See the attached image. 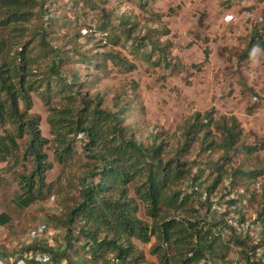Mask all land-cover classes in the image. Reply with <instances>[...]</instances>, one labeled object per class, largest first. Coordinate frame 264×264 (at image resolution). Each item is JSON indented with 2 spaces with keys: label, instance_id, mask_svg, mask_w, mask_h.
I'll return each mask as SVG.
<instances>
[{
  "label": "trees",
  "instance_id": "16d2710c",
  "mask_svg": "<svg viewBox=\"0 0 264 264\" xmlns=\"http://www.w3.org/2000/svg\"><path fill=\"white\" fill-rule=\"evenodd\" d=\"M52 1L0 0V190L4 174L10 173L19 184L17 208L48 199L56 185L48 182L53 168L47 154L50 145L59 166L77 175L65 187L70 193L63 187L57 190L53 214H47L50 224L38 227L44 230L37 235L53 227L64 232L66 244L63 251H55L34 242L9 258L0 254V264H217L227 256L223 246L240 249L249 264H264L250 262L263 244L252 246L240 235L247 209L224 212V203L217 199L227 178L230 190L246 189L250 203L258 206L255 224L262 226L264 235V197L252 191L264 178V167L258 168L264 143L247 146L239 120L217 119L212 110L179 125L181 136L174 145L159 135L149 146L139 142L127 122L132 110L144 108L139 85L133 82L130 93L119 94L114 110L104 107L105 98L93 92L111 72L109 64L128 71L135 65L119 52L84 49L75 39L58 47L50 39L53 19L44 16ZM127 1L147 13L158 0ZM73 3L75 8L100 11V22L89 29L106 45L149 63L164 62L175 74L184 70L171 56L169 43H159L150 31L134 34L137 21L119 18L116 24L96 0ZM257 51L264 53V23H257L240 58L253 62ZM72 64L93 72L80 80L77 70L69 69ZM33 95L48 108L51 140L42 135L40 116L32 113ZM219 152L223 155L214 162L211 156ZM236 157L257 165H237ZM18 167L22 170L16 171ZM9 222L6 213L0 214V228ZM139 244L150 246L153 260Z\"/></svg>",
  "mask_w": 264,
  "mask_h": 264
},
{
  "label": "rangeland",
  "instance_id": "374dc122",
  "mask_svg": "<svg viewBox=\"0 0 264 264\" xmlns=\"http://www.w3.org/2000/svg\"><path fill=\"white\" fill-rule=\"evenodd\" d=\"M96 1L100 9L106 8L109 11L116 24L119 23V18L137 21V30L134 32L136 36L150 31V35L159 40V43H169L171 56L184 68L180 74H175L165 68L164 62L149 63L140 57L134 58L128 50L120 47L113 49L106 45L100 34L90 30L100 22L98 10L90 7L82 9V5L75 8L73 0H53L51 8L44 12V16L50 15L53 19V34L51 33L50 39L58 47L75 39L84 49H93L98 53L119 52L121 57L135 65L134 71H128L124 67L109 64L111 72L104 76L93 92L100 93L105 98L104 107L114 110L118 95L130 93V84L133 82L139 85L144 108L136 107L127 119L139 142L149 146L153 143L154 136L159 135L169 138L174 145L181 136L178 132L179 125L196 113L212 110L217 119L233 116L239 120L244 131L243 143L247 146L264 143V53L257 51L253 62L240 58L247 49L257 23H264V0H158L147 13L137 3L127 0H106L105 3ZM227 15L234 16L230 23L226 22ZM69 20L71 24L68 25ZM77 33H81V36L75 37ZM158 59L159 57L155 60ZM76 60L77 58L73 61ZM69 69H76L80 80L86 79L93 72V69L85 70L81 64H72ZM33 102L32 113L41 118L42 135L51 140L48 108L36 95H33ZM252 106L256 108L250 114ZM47 154L53 167L48 172V182L56 185L44 202H37L24 210L17 208L15 195L19 184L14 175L4 174L0 190V214L6 213L10 222L0 228V254L8 258L34 242L45 244L55 251L65 249L64 232L52 227L50 232L39 236L37 228L50 224L47 214H53V197H56L57 190L62 187L70 193L65 187L77 173H70L59 166L50 145ZM222 155V152L212 154L211 159L217 162ZM259 157L261 165L258 168L263 169L264 149L259 152ZM235 161L237 165L245 164L249 169L252 168L250 166L257 165L252 161L245 162L243 157H236ZM17 170L21 171L22 167L16 168ZM229 187L230 178H227L217 192V199L224 204L235 200L234 207L247 209L248 214L244 216L245 229L240 235L243 239L248 237V243L252 246L263 244L251 256L250 262H264L262 226L255 224L258 206L250 203L251 193H246V189L230 190ZM252 191L261 199L264 197L263 177L252 186ZM223 194H227L225 199L222 198ZM140 217L145 219L142 210ZM216 218L218 221L220 216ZM229 236L227 233L225 242L229 241ZM139 246L146 251L148 259L153 260L150 246ZM221 249L227 256L225 260L216 261L217 264H249L235 246H223Z\"/></svg>",
  "mask_w": 264,
  "mask_h": 264
},
{
  "label": "built area",
  "instance_id": "2783aa9c",
  "mask_svg": "<svg viewBox=\"0 0 264 264\" xmlns=\"http://www.w3.org/2000/svg\"><path fill=\"white\" fill-rule=\"evenodd\" d=\"M244 1H246V0H244ZM233 19H234V16L233 15H228L227 17H226V22H228V23H230L231 21H233ZM262 20V19H261ZM223 211L224 212H228V211H234V212H245L246 211V209L244 208L243 210H241V208H238V207H234V206H230V205H228V204H224V206H223ZM43 230H44V228H41V229H39V230H37V233H42L43 232ZM43 261L45 262V263H47V262H49V258L48 257H44V259H43Z\"/></svg>",
  "mask_w": 264,
  "mask_h": 264
},
{
  "label": "crops",
  "instance_id": "0c3cea01",
  "mask_svg": "<svg viewBox=\"0 0 264 264\" xmlns=\"http://www.w3.org/2000/svg\"><path fill=\"white\" fill-rule=\"evenodd\" d=\"M228 16V15H227Z\"/></svg>",
  "mask_w": 264,
  "mask_h": 264
}]
</instances>
